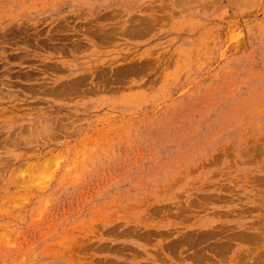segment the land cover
I'll list each match as a JSON object with an SVG mask.
<instances>
[{"label":"rangeland","instance_id":"1","mask_svg":"<svg viewBox=\"0 0 264 264\" xmlns=\"http://www.w3.org/2000/svg\"><path fill=\"white\" fill-rule=\"evenodd\" d=\"M0 264H264V0H0Z\"/></svg>","mask_w":264,"mask_h":264},{"label":"bare ground","instance_id":"2","mask_svg":"<svg viewBox=\"0 0 264 264\" xmlns=\"http://www.w3.org/2000/svg\"><path fill=\"white\" fill-rule=\"evenodd\" d=\"M118 17H119V16H118ZM79 19H80V18H79ZM135 20H136V19H135ZM134 22H135V21H134ZM131 24H132V23H131ZM141 27H142V26H141ZM20 28H21V27H20ZM26 29H27V28H26ZM133 29H134V28H133ZM16 30H17V29H16ZM87 32H88V31H87ZM143 32H144V31H143ZM80 33H81V32H80ZM85 33H86V32H85ZM97 33H98V32H97ZM131 33H132V32H131ZM113 34H114V33H113ZM93 35H94V34H93ZM96 36H97V35H96ZM98 39H99V38H98ZM33 42H34V41H33ZM103 42H104V41H103ZM24 43H25V42H24ZM73 44H74V43H73ZM75 45H76V44H75ZM17 46H18V45H17ZM26 46H28V45H26ZM81 46H82V45H81ZM103 46H104V45H103ZM69 47H70V46H69ZM79 47H80V46H79ZM67 50H68V49H67ZM76 53H78V52H76ZM66 54H67V53H66ZM63 55H64V54H63ZM97 85H98V84H97ZM60 86H62V85H60ZM63 87H64V86H63ZM63 87H62V88H63ZM96 87H97V86H96ZM40 88H41V87H40ZM74 88H75V87H74ZM76 88H77L76 90H78L79 87H76ZM55 89H56V88H55ZM69 89H70V88H69ZM32 90H33V89H32ZM48 90H49V89H48ZM57 90H59V88H58ZM57 90H56V91H57ZM93 90H94V89H93ZM93 90H92V91H93ZM34 91H35V90H34ZM50 91H51V90H50ZM60 91H62V90H60ZM69 91H70V90H69ZM95 91H96V90H95ZM71 92H72V91H71ZM81 92H82V91H81ZM88 92H89V90H88ZM99 92H100V91H99ZM49 93H50V92H49ZM53 93H54V92H53ZM69 93H70V92H69ZM69 93H68V94H69ZM77 93H79V91H78ZM112 93H113V92H112ZM62 94H63V93H62ZM82 94H83V93H82ZM114 94H115V93H114ZM73 95H74V93H73ZM84 95H85V94H84ZM76 96H77V95H76ZM82 96H83V95H82ZM64 99H65V98H64ZM49 126H50V125H49ZM37 131H38V130H37ZM51 134H53V133H51ZM41 135H42V134H41ZM53 135H54V134H53ZM53 135H52V136H53ZM19 146H20V145H19ZM9 200H10V199H9ZM221 235H222V234H221ZM197 259H198V258H197Z\"/></svg>","mask_w":264,"mask_h":264}]
</instances>
